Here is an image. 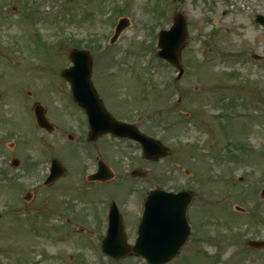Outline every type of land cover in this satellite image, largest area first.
Wrapping results in <instances>:
<instances>
[{
  "label": "rangeland",
  "instance_id": "rangeland-1",
  "mask_svg": "<svg viewBox=\"0 0 264 264\" xmlns=\"http://www.w3.org/2000/svg\"><path fill=\"white\" fill-rule=\"evenodd\" d=\"M177 12L188 32L178 80L147 56ZM256 14H264V0H0V264H146L132 255L100 260L88 249L100 253L113 200L133 245L135 193L153 189L194 196L189 238L166 264H264V248L247 245L264 241V61L251 58L264 56V31ZM119 18L130 26L109 46ZM73 48L89 50L105 109L160 140L165 159L145 161L136 146L107 136L83 148L85 118L60 78ZM35 104L52 134L35 125ZM90 155L109 165L111 181L86 180L95 169ZM52 158L64 175L43 186ZM133 168L146 179L128 177ZM77 228L88 234L72 235Z\"/></svg>",
  "mask_w": 264,
  "mask_h": 264
},
{
  "label": "water",
  "instance_id": "water-1",
  "mask_svg": "<svg viewBox=\"0 0 264 264\" xmlns=\"http://www.w3.org/2000/svg\"><path fill=\"white\" fill-rule=\"evenodd\" d=\"M258 20L264 23L262 17ZM127 25V20L122 19L120 21L111 40L112 43ZM186 37L185 20L180 14L173 18V26L169 31H163L159 34V48H161V51L158 56L177 67L180 73H182V70L179 65V55L184 47ZM69 58L74 66L64 71L62 77L70 82L75 101L86 110L91 130L90 141L105 133L120 137H132L142 144L146 159L158 160L165 157L167 150L159 143L147 140L134 131L131 126L113 121L105 112L90 83L91 58L88 53L85 51H70ZM35 114L38 126L51 132L52 128L46 121L44 110L40 106L35 107ZM13 165L17 166L18 162L13 161ZM62 174L63 169L59 163L53 161L47 183H52ZM110 177L111 174L107 167L102 164L99 172L90 179L108 180ZM260 197L264 199V189L261 191ZM191 198L192 196L187 192L177 194L160 190L150 192L146 199L144 214L137 229L138 237L135 245L131 248L132 251L146 259L148 264H164L172 259L189 236L190 229L186 221L185 211ZM249 245L260 248L263 243L250 242ZM102 249L114 258L124 257L130 251L129 246L126 244L121 218L115 209H113L110 217L107 235L102 241Z\"/></svg>",
  "mask_w": 264,
  "mask_h": 264
}]
</instances>
